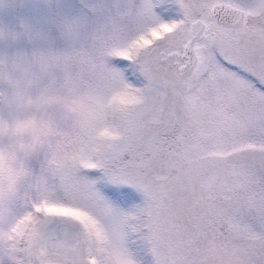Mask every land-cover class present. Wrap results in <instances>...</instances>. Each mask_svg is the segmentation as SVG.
I'll return each mask as SVG.
<instances>
[{"label": "snow or ice", "instance_id": "1", "mask_svg": "<svg viewBox=\"0 0 264 264\" xmlns=\"http://www.w3.org/2000/svg\"><path fill=\"white\" fill-rule=\"evenodd\" d=\"M0 23V264H264V0H44Z\"/></svg>", "mask_w": 264, "mask_h": 264}, {"label": "rangeland", "instance_id": "2", "mask_svg": "<svg viewBox=\"0 0 264 264\" xmlns=\"http://www.w3.org/2000/svg\"><path fill=\"white\" fill-rule=\"evenodd\" d=\"M44 0H0V23H8L21 13V6L27 5L26 14L39 18Z\"/></svg>", "mask_w": 264, "mask_h": 264}]
</instances>
